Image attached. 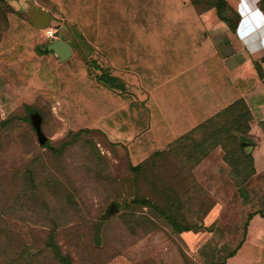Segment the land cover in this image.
<instances>
[{"label": "rangeland", "instance_id": "374dc122", "mask_svg": "<svg viewBox=\"0 0 264 264\" xmlns=\"http://www.w3.org/2000/svg\"><path fill=\"white\" fill-rule=\"evenodd\" d=\"M27 1L32 11L49 12L52 36L29 21L33 15L16 11L13 2ZM192 1L204 6L208 0ZM64 3L0 0L2 49L16 34L17 51L36 55L29 67L20 60L14 85L2 68L0 264L219 263L240 241L248 215L264 213V174L251 176L254 140L245 129V104L235 102L133 163L125 142L112 134L111 109L94 108L93 96L95 104H81V91L93 93L81 82L93 83L105 64L96 62L97 32H81V16ZM55 38L72 50L62 63L42 52ZM105 92L117 94L110 87ZM122 93L127 99L128 91ZM33 111L40 115L42 143L29 120ZM260 130L264 137V122ZM241 140L251 144L240 146ZM112 202L116 210L107 213Z\"/></svg>", "mask_w": 264, "mask_h": 264}, {"label": "crops", "instance_id": "0c3cea01", "mask_svg": "<svg viewBox=\"0 0 264 264\" xmlns=\"http://www.w3.org/2000/svg\"><path fill=\"white\" fill-rule=\"evenodd\" d=\"M224 1L237 15L232 28L217 15L215 6H196L192 0H65L69 13L81 16L79 30L97 32L96 62L105 64L103 72L117 80L116 87H110L117 91L113 95H107L105 88L109 87L95 75L91 84L82 81L81 89L86 93L90 87L93 93L82 96L81 91V104L86 108L95 104L93 96L97 98L94 108L111 109L112 134L125 142L133 163L241 100L250 113L247 122L254 140L251 176L264 174L260 130L264 120V8L259 0ZM14 4L16 11L38 21L30 1L27 6ZM221 13L227 16L229 11L225 8ZM84 15L96 16L95 22L86 21ZM13 40L5 50L0 40V87L2 68L11 74L14 85L20 60L25 59L22 63L26 61L29 67L36 56L33 51H17L16 34ZM125 89L127 99L122 93ZM213 211L210 208L204 219L209 221ZM217 264H264V214L253 213L246 219L240 241Z\"/></svg>", "mask_w": 264, "mask_h": 264}, {"label": "water", "instance_id": "95a60500", "mask_svg": "<svg viewBox=\"0 0 264 264\" xmlns=\"http://www.w3.org/2000/svg\"><path fill=\"white\" fill-rule=\"evenodd\" d=\"M38 16V21H35L31 19L33 23H35L38 27H44L47 24L48 18H49V12L43 10V9H35L33 11ZM45 48L52 50L60 60L66 59L71 51L69 45L60 38H55L50 40L45 44ZM29 120L33 127V130L36 134L37 141L39 143H42L46 137L43 135L41 128H40V115L37 111H33L29 114ZM116 210L115 203H110L109 207L107 208V213H110L112 211Z\"/></svg>", "mask_w": 264, "mask_h": 264}, {"label": "trees", "instance_id": "16d2710c", "mask_svg": "<svg viewBox=\"0 0 264 264\" xmlns=\"http://www.w3.org/2000/svg\"><path fill=\"white\" fill-rule=\"evenodd\" d=\"M196 3V2H195ZM210 5H213V6H215L216 7V9H217V15L219 16V17H221V18H223V19H225L226 21H227V23L229 24V27L230 28H232L233 26H234V23H235V19L237 18V15L234 13V11L225 3V1L224 0H208V1H206V3H205V5L204 6H210ZM259 6L260 7H262V8H264V0H259ZM228 9V11H229V13H228V15L226 16H224L222 13H221V11L222 10H224V9ZM44 51H51V50H47L45 47L42 49V52H44ZM263 60H264V58H263ZM256 63V62H255ZM96 78L99 80V81H101V83H103V84H105V85H107L108 87H113V86H115V85H117V80L114 78V77H112V76H110V75H108L106 72H103V70H100L99 71V73H96ZM116 87V86H115ZM235 102H241V103H243L241 100H237V101H235ZM235 102H233L232 104H234ZM231 104V105H232ZM231 105H229V106H231ZM229 106H227L225 109H227V108H229ZM28 109H29V107H28ZM225 109H223V110H225ZM247 109V108H246ZM222 110V111H223ZM248 110V109H247ZM247 110H245V114L246 115H248V112H247ZM30 111V110H29ZM217 115V114H216ZM215 115V116H216ZM247 121H248V118L246 119ZM246 121V126H245V129L248 131L249 130V124H248V122ZM262 122H264V120H262L260 123H262ZM200 124V123H199ZM245 141H247V140H245ZM245 141H242L241 140V142H240V146H243V145H249V144H251V142H248V143H243V142H245ZM248 157H249V159L251 160V162H252V158H251V154H248ZM253 169V168H252ZM252 214V213H251ZM264 214V213H263ZM250 216V214L248 215V217ZM247 217V218H248ZM183 230V229H182ZM50 244L52 245V247H53V250H54V252L56 253V254H58V249H57V247H56V245L53 243V242H50Z\"/></svg>", "mask_w": 264, "mask_h": 264}, {"label": "built area", "instance_id": "2783aa9c", "mask_svg": "<svg viewBox=\"0 0 264 264\" xmlns=\"http://www.w3.org/2000/svg\"><path fill=\"white\" fill-rule=\"evenodd\" d=\"M42 30H43V34L46 37L52 36V34L56 31L55 28H52L51 26H48V25H46L45 27H43Z\"/></svg>", "mask_w": 264, "mask_h": 264}]
</instances>
